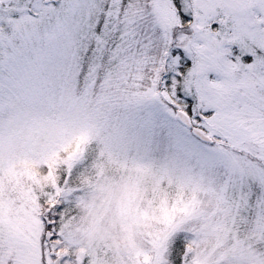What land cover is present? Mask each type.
<instances>
[{
    "label": "snow or ice",
    "instance_id": "obj_1",
    "mask_svg": "<svg viewBox=\"0 0 264 264\" xmlns=\"http://www.w3.org/2000/svg\"><path fill=\"white\" fill-rule=\"evenodd\" d=\"M0 264H264V0H0Z\"/></svg>",
    "mask_w": 264,
    "mask_h": 264
}]
</instances>
